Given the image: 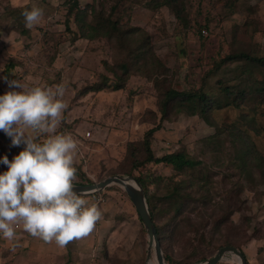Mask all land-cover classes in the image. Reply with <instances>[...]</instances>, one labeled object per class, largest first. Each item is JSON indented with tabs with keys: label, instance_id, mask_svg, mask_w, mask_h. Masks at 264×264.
Instances as JSON below:
<instances>
[{
	"label": "rangeland",
	"instance_id": "rangeland-1",
	"mask_svg": "<svg viewBox=\"0 0 264 264\" xmlns=\"http://www.w3.org/2000/svg\"><path fill=\"white\" fill-rule=\"evenodd\" d=\"M41 1L33 0V3H42L44 16L47 13L50 15L43 17L38 25L31 28L30 39L23 38L20 41L14 59L21 62V65L10 72L9 80L16 79L29 86L53 90L57 85H63L65 94L62 99L67 107L60 127L64 126L65 131H69L81 125L109 131L113 135V138L104 140L105 147L101 151L91 152L96 159L93 168L87 172L98 174V178L91 183L114 175L121 176L120 165L127 145L141 142L145 132L157 124L159 115L154 120L149 113H156L153 84L133 77L129 88L134 94L107 89L81 95L83 86L92 84L99 75L106 73L104 62L111 61V50L103 40L88 42L80 38L71 45L68 39L72 34L64 33V17L67 12L65 1ZM130 1L121 4L129 8L130 12L129 17H124V23L141 28L151 35L150 49L168 68L169 76L179 91L199 88L203 83L204 92L215 97L220 93L219 82L234 86L242 82L245 76L241 62H233L218 71L210 72L213 61L242 50L264 57V0H189L193 27L187 32L173 21L166 8L155 15L144 6L147 0H141V4H132ZM8 2L0 0V13ZM78 2V8L94 6L96 11L101 8L107 10L111 4L109 0ZM72 19L69 29L76 31ZM202 31L206 34H202ZM44 33L53 35L52 40L43 38ZM16 37L8 28L0 31V89L3 94L10 90L3 75L9 55L7 48L12 49L9 44L14 43ZM252 108H256L255 111ZM241 114L254 117L252 129L241 122ZM208 117L212 123L226 130L245 129L253 148L264 155V103L258 104L256 100L240 108H213L209 110ZM215 132L213 125L197 116L180 115L163 121L151 140L154 156L160 158L166 154L184 152L201 164L184 172H177L163 164H151L136 174L148 172L164 178L157 186L152 207L155 206V199L162 195L163 184L167 180H184L191 190L201 180H206L214 207L210 205L203 210L200 204L193 206L192 217L198 220L203 214L204 219H208L217 214L216 205L222 206L230 224L223 230L221 237L239 246L248 264H264V177L260 171L253 170V166L249 177L241 173L237 166L234 167L232 162L236 153L226 135L221 137L219 152L214 153L210 148H205L203 140ZM19 152L0 139V158L7 156L11 160ZM80 162L82 165L81 159ZM6 170V165L0 164V172ZM149 192L155 194V184L149 186ZM92 195H96L94 203L97 206L102 204L104 208L107 225L104 235L91 241L89 246H82L80 251L84 256L81 257L75 255L72 246L68 244L67 249L72 250L71 254L64 253L56 264H155L153 250L150 260L146 262L147 235L124 190L112 185ZM199 210L201 212L197 214ZM160 216L158 220L166 218L164 214ZM99 221L95 225L97 228L100 227ZM170 230L166 233L164 249L170 253L174 262L180 263L191 254V249L183 245L182 231L173 236ZM197 239L198 248L204 247L205 253L216 252L218 246L212 237L205 235L203 241L200 236ZM20 248L21 251L28 249ZM258 249H261L260 253ZM6 255L0 250V264H21L25 259L24 263L29 264V258L22 256V252L10 258ZM218 264H238V261L235 256L226 254Z\"/></svg>",
	"mask_w": 264,
	"mask_h": 264
},
{
	"label": "trees",
	"instance_id": "trees-1",
	"mask_svg": "<svg viewBox=\"0 0 264 264\" xmlns=\"http://www.w3.org/2000/svg\"><path fill=\"white\" fill-rule=\"evenodd\" d=\"M50 1L42 0L41 2L48 3ZM63 1H65L64 4L67 8L64 17V33L66 35L72 34L68 39L70 44L72 45L80 38L88 42L103 40L111 50V61L104 62L106 73L99 75L97 81L92 84L83 86L80 92L81 95L85 96L89 93H98L107 89L134 94L129 88V86H132L130 79L133 77H137L139 80L144 79L153 84L156 96V113L153 111L149 113L154 120L159 115L157 124L145 132L141 142L127 145L126 154L120 165L121 173L119 174L136 179L143 189L165 263L196 264L213 257L216 252L205 253L206 249L204 250V247L198 248V236H200L202 241L205 235L212 237L217 243V250L224 246H233L241 250L239 246L233 245L229 239L221 237L223 230L230 224L227 214H225V209L221 208L222 206L216 205L215 213L217 214L210 216L208 219H204L203 214L199 216L198 220L192 217L193 210L191 208L193 206L200 204V209L203 210L208 209L210 205L213 206L211 203L213 197L206 186V180H201V183L194 190H191L184 180H167L163 184L162 195L155 199V206L153 205L152 207V199L157 195V186L164 181V178L162 176H153L148 172L136 173L151 164L171 166L177 172L195 169L201 164L184 152L166 154L158 158L154 156L151 150L153 133L159 129L161 123L184 115L189 117L197 116L209 125H213L216 129L213 136L203 140L205 148H210L214 153L219 152L221 137L226 135L236 153L232 162L234 167L237 166L241 173L249 177L251 166H253V170L260 171L263 175L262 177H264V155L259 154L253 148L246 130L238 128L226 130L222 126L212 123L208 117L209 110L213 108L220 109L227 106L240 108L246 103L256 100L258 104L264 103V57L242 50L230 53L215 62L213 61L210 72L218 71L223 66L233 62H241L243 65L242 72L245 76L242 82L234 86L219 82L221 86L220 93L215 97H210L204 92L203 83L199 88L179 91L175 88L173 80L169 76L168 68L151 51L149 46L151 35L141 28L128 26L124 23V17H129L130 12L128 11L129 8H124L121 4H125L128 0H109L111 1L109 8L107 10L101 8L99 11H96L94 6L84 9L78 8L79 0ZM130 2L132 4H141V0H131ZM32 4L33 0L15 7H12L10 3L6 4L3 8V16L0 18V29L8 28L9 31H13L19 36L30 37L31 31L25 27L24 17L21 13L26 7L30 8ZM35 4L39 7L42 6V3L39 2H35ZM144 6L155 13V15L162 8H166L173 21L180 25L185 32L193 27L189 0H147ZM49 15L47 13L44 17L46 18ZM71 18H73L72 21L75 23L76 31L69 29ZM43 38H46L47 41L52 40L53 35L44 33ZM20 65L21 62L14 58H9L3 70L4 78L7 77L9 79L10 72ZM0 95H3L1 89ZM252 109L255 111L256 108ZM240 119L246 127L252 129L254 124L253 116L241 114ZM4 143L7 144L6 142ZM76 169L78 180L73 183L90 184L91 181L86 175L79 168L76 167ZM151 184H155V194L154 192H149ZM199 212L201 210L197 214ZM161 214H164L166 218L158 220ZM138 219L140 220L139 216ZM170 228V233L173 236L177 232L182 231L184 233L183 245L191 249V254L180 263L174 262L170 253L164 249V243L167 238L166 233ZM257 251L260 253L261 249ZM246 264H248L247 260Z\"/></svg>",
	"mask_w": 264,
	"mask_h": 264
},
{
	"label": "clouds",
	"instance_id": "clouds-1",
	"mask_svg": "<svg viewBox=\"0 0 264 264\" xmlns=\"http://www.w3.org/2000/svg\"><path fill=\"white\" fill-rule=\"evenodd\" d=\"M21 15L31 29L43 19L44 9L33 3ZM4 79L10 90L0 95V131L11 146L23 148L11 160L0 158L7 167L0 172V238L16 240V227L22 226L32 237L65 248L87 237L102 217L95 203L74 190L78 141L57 131L67 107L65 88Z\"/></svg>",
	"mask_w": 264,
	"mask_h": 264
},
{
	"label": "crops",
	"instance_id": "crops-1",
	"mask_svg": "<svg viewBox=\"0 0 264 264\" xmlns=\"http://www.w3.org/2000/svg\"><path fill=\"white\" fill-rule=\"evenodd\" d=\"M7 1H9L8 3H10L12 7H15L18 5H24L29 0H7ZM22 1L24 2V4H22ZM2 16H3V9L0 13V18ZM1 30L3 29H0V31ZM29 30L32 32V29H29ZM16 35L17 37L14 38L15 42L14 43L10 42L9 44L10 48L12 49L9 50L8 49L9 47L7 48L8 54H9L7 56V59L16 58V56L14 55V52L16 49L20 48V46H18L20 41H23V38L30 39L31 37V35L30 37L19 36L18 34ZM63 127L61 126L59 128V132L71 133L72 136L78 141V149L74 157V167L79 168L81 172L85 174L86 177L92 182L94 179L98 178V174H96V172L94 173L92 172L91 174L87 172L89 169L93 168L94 163H95L96 158H95V155H93L92 153L94 151L95 152L101 151L105 147L104 140L113 138V135L109 131L104 132L102 129H99V128L96 129L94 127L93 129L92 127H82L80 125L69 131H65ZM86 133H90L89 138L86 137ZM41 139H43V137H41ZM80 159L82 160V165H81ZM77 180L78 178H76L75 181ZM82 197L87 199L90 203H94L96 195H92V196L88 195V196H82ZM95 204L97 205L96 202ZM98 208L102 213V217L99 221L100 227L98 228L94 227L93 231L87 237L73 240L72 242L69 243V245L72 246V249L75 252V253L74 252L72 253H74L75 255L79 257L84 256V254H82V252L80 251L82 246H85V247L89 246L91 241L93 242L99 236L102 237V235H104L105 227L107 226L106 221H105L106 216L104 214V208L102 207V204L99 205ZM16 232H17L16 240L9 242V241L2 239L0 250L4 251L5 254H7L6 256L8 258L13 257L15 253L22 252V256L29 258V260H27L29 264H56L59 261L58 258L62 257L64 253L71 254L72 250L70 248L67 249L68 248L67 246L65 248H59L58 246H56L54 241L51 243H46L39 238L32 237L30 234L23 231L22 226H19V229L16 230ZM20 247L22 248L27 247L29 250L26 249L25 251H21L19 250L21 249ZM24 262H26V259L22 260L21 264H23Z\"/></svg>",
	"mask_w": 264,
	"mask_h": 264
},
{
	"label": "water",
	"instance_id": "water-1",
	"mask_svg": "<svg viewBox=\"0 0 264 264\" xmlns=\"http://www.w3.org/2000/svg\"><path fill=\"white\" fill-rule=\"evenodd\" d=\"M0 139L11 146V139L2 131H0ZM14 148L22 150L23 145ZM112 185H117L124 190L142 222L148 239L146 262L148 263L150 260L151 252L153 250L156 264H166L163 259L161 245L149 212L144 191L136 179L127 176L114 175L96 183L74 184V190L81 196H88L100 193ZM226 254L235 256L238 264H246V258L243 252L233 246H224L220 248L216 251L213 257L201 262L200 264H218Z\"/></svg>",
	"mask_w": 264,
	"mask_h": 264
},
{
	"label": "built area",
	"instance_id": "built-area-1",
	"mask_svg": "<svg viewBox=\"0 0 264 264\" xmlns=\"http://www.w3.org/2000/svg\"><path fill=\"white\" fill-rule=\"evenodd\" d=\"M202 34L205 35L206 34L205 31H202ZM86 137L89 138L90 137V133H86ZM98 202H99V200H98ZM18 229H19V226L16 227V230H18ZM2 239L3 238H0V248H1Z\"/></svg>",
	"mask_w": 264,
	"mask_h": 264
},
{
	"label": "bare ground",
	"instance_id": "bare-ground-1",
	"mask_svg": "<svg viewBox=\"0 0 264 264\" xmlns=\"http://www.w3.org/2000/svg\"><path fill=\"white\" fill-rule=\"evenodd\" d=\"M156 264V263H155Z\"/></svg>",
	"mask_w": 264,
	"mask_h": 264
}]
</instances>
